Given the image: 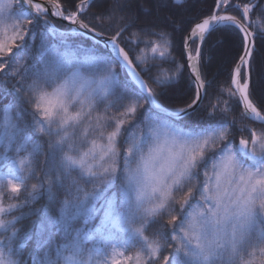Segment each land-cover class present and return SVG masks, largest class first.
Returning a JSON list of instances; mask_svg holds the SVG:
<instances>
[{
  "label": "snow or ice",
  "instance_id": "obj_1",
  "mask_svg": "<svg viewBox=\"0 0 264 264\" xmlns=\"http://www.w3.org/2000/svg\"><path fill=\"white\" fill-rule=\"evenodd\" d=\"M66 3H0V89L13 92L20 104L19 110L0 106V150L27 152L13 161L22 172L31 168L29 157L45 158L44 178L32 190L46 191L49 199L62 194L55 222L66 238L76 232L55 257L46 252L39 264H121L117 256H124L129 241L113 242L110 252L97 247L95 257L85 247L97 234L99 245L112 228L136 239L137 264H251L250 257L264 256V114L250 99L256 40L264 41V31H250L251 16L258 10L264 16V0L242 8L215 0L212 14L188 27L155 19L131 21L115 32L113 8L93 12L96 0ZM50 17L67 22L68 31H59ZM233 29L238 51L225 54L229 86L217 93L204 45L212 32ZM177 32L182 62L173 55ZM69 35L87 38L89 46L71 47ZM50 36H59V44ZM163 64L172 66L171 74L153 75ZM170 93L182 107L169 108ZM234 109L260 130L239 128L237 142ZM201 110L202 127L186 130L179 123ZM117 181L126 196L123 207L108 199L96 228L73 229L78 216L95 219V202ZM81 182L92 184V191ZM8 186L13 194L21 192L19 183L8 180ZM13 207L18 205H0V214ZM6 223L0 219V226ZM0 264H18L11 237L0 247Z\"/></svg>",
  "mask_w": 264,
  "mask_h": 264
},
{
  "label": "trees",
  "instance_id": "obj_2",
  "mask_svg": "<svg viewBox=\"0 0 264 264\" xmlns=\"http://www.w3.org/2000/svg\"><path fill=\"white\" fill-rule=\"evenodd\" d=\"M234 1L242 5L244 3L256 2V0ZM59 2L65 7L69 6L66 3V0H59ZM154 5H152V0H96V4L92 8V11L96 12L110 7L113 8V19L115 21L112 28L113 32H115L122 24L131 21L149 22L155 19H159L164 23L171 20L175 22L177 27H188L190 23L202 20L211 15L212 10L214 9L215 0H187V2L182 5L173 3H168L166 5L155 3ZM235 14L238 15L236 11ZM252 16L253 27L251 30L253 32L264 31V16L261 15L259 10ZM59 25L63 27L65 30L64 32L68 30L66 25L61 23ZM132 30L134 31L135 29ZM169 30H171V28H169ZM181 36L182 33H175L177 48L173 52L177 61L180 62H182L183 59L179 49ZM221 37L222 39H220ZM78 39L77 42L67 43L73 48H86L89 46V40L87 38L83 37ZM49 42L59 44L60 39L50 36ZM232 42H237V34L234 29L231 32H212L204 45V51L210 57V62L208 64L209 76L217 74V83L219 86L215 90L217 92L219 91V88H221L220 86L228 83L226 77L228 70L231 68V64L225 63L224 61L225 54L230 53L226 47ZM224 43L228 44L224 47V45H221ZM195 46L196 45H193L192 47L195 48ZM218 46L223 48H217ZM141 47H143V45H141ZM148 55L151 57L150 51L148 52ZM33 57H35V53H33ZM253 57L252 67L255 88L252 90V95H250V97L254 104L259 107L260 111L264 113V41L259 39L256 40V51L254 52ZM24 59L25 63L29 62L28 58L25 57ZM149 62L151 63V60ZM157 63L160 62L157 61ZM15 67L16 65H13V68ZM171 67L172 66L169 64H163L161 68L154 69L152 74L155 75L157 72H169ZM169 74H171V72H169ZM144 78L147 81V77L144 76ZM147 82L150 86L155 87L150 81ZM182 87L183 84H181V88ZM157 91H159V89H157ZM166 99L168 101V106L171 108L183 106L180 99L171 93ZM207 102L208 100H205V105ZM2 105H11L16 110H19L20 108V104L13 92L10 90L5 92L0 89V106ZM2 119L3 108L0 107V120ZM245 122L247 121L245 120ZM11 150L12 149L8 151ZM21 152L28 156L27 152ZM29 160L31 161V168L28 171H21L24 181L21 186V192L18 195L11 193L8 185H0V198L2 199L1 203L3 206L8 209L10 205H18V207H13L8 211L7 227L4 229L5 231L2 240L4 241V244L1 243L0 247H4L8 242V238L11 237L13 259L17 260L18 264H39V262L44 259L46 252L50 256L55 257L58 249L63 250L70 240H74L76 237V232L73 231L71 237L66 238L63 228L55 222L61 215L63 195L61 194L59 199H49V195L46 191L41 190L40 192H33L32 190V185H39L44 178L42 170L45 167V158L43 156L37 159L29 157ZM33 171L35 173L34 175ZM85 179H87V177H85ZM112 185L104 192L105 194H111L112 191L119 186V181ZM81 187L86 188L89 192L92 191V184L90 183L84 184L81 182ZM105 198L106 196L96 202L98 211L96 212L95 219L86 220L85 217L78 216L71 221L72 228L83 229L84 232L96 228L98 221L101 219ZM99 204H101V207H99ZM9 221L11 223H9ZM146 234L150 235V233ZM98 236L99 235L97 234L96 239ZM95 240L86 242L85 247L90 249V244ZM5 251L7 253V249H5ZM255 257L260 260V264H263L262 259H264V256L257 253Z\"/></svg>",
  "mask_w": 264,
  "mask_h": 264
},
{
  "label": "rangeland",
  "instance_id": "obj_3",
  "mask_svg": "<svg viewBox=\"0 0 264 264\" xmlns=\"http://www.w3.org/2000/svg\"><path fill=\"white\" fill-rule=\"evenodd\" d=\"M3 2H5V0H0V3H3ZM231 2L233 4H239L241 6V8L243 7L242 4H240V3H238V2H236L234 0H231ZM155 3L157 4V0H152V5H154ZM229 14L236 15L235 11L232 10V9L229 10ZM252 17L253 16H251V22H252ZM50 19H52L53 24L57 27V29L59 31H65L63 29V27L59 25L60 22L54 20L51 17H50ZM61 24H63V23H61ZM64 25H66V24H64ZM10 34L11 33H9V35ZM57 38L60 39L59 36H57L56 39ZM78 38H83V37H81V36L79 37L78 35H69L68 38H67V42H77ZM72 40H74V41H72ZM226 44H228V43H224V44H221V45H224V47H225ZM34 58L35 57H33V59ZM23 60H24L23 62H25L24 58H23ZM259 79L262 80L261 78H259ZM228 86H229V83L223 84L220 87L221 88H227ZM217 93H219V91ZM250 99H251V97H250ZM213 102H215V101L213 100ZM253 104H254V102H253ZM207 105H208V102L205 105V107ZM255 106L258 108V110H260L257 105H255ZM145 107H147L146 104H145ZM169 108H171V107H169ZM173 108H177V107H173ZM100 112L102 113L103 109H100ZM241 112H242V110L234 109V111L231 114V118L234 119L235 122H236V127L233 129V132H234L235 139H236L237 142H238V140H239V138L241 136V133L238 131L239 128H241V127L246 125L248 128H254L257 131L260 130V125H259L258 122H255V121H252V120H247V118L242 116ZM262 114H264V113L262 112ZM96 115H97V113L94 112L93 113V120H95ZM205 117H206V113L203 110H201L198 113L192 115L191 117L185 118L184 120L180 121L179 123L186 130L187 129H197V128H200V127H202L204 125ZM245 120L247 122H245ZM109 130L110 129H107L106 132L109 131ZM243 135H244L245 138H248V133L247 132H244ZM100 142L101 141L98 140V143H100ZM24 156H27V154H23L22 152L17 154L15 151H12V150L11 151H7V152H5V151L2 152V150H0V185H2V184L8 185V180H12L13 182L19 183L22 186L24 180H23V177H22V174H21V170L13 163V161L14 160L18 161L19 159L23 158ZM93 163H98V162H93ZM104 196H106V198L104 199V202L106 200H108V199H114L115 203H116V206L118 208H122L123 207V201H125V199H126L124 189L121 186L120 182H119V186L116 187L112 191L111 194H105L104 193ZM104 196H103V198H104ZM1 200L2 199L0 198V205L3 206V204L1 203ZM96 202H95V207H96ZM3 207L5 209H7L5 206H3ZM99 207H101V204H99ZM96 209H97V207H96ZM103 210H104V208L102 209L101 218L103 216ZM7 216H8V211H6L3 214H0V219H4L5 221H7ZM9 223H11V222L9 221ZM99 223H100V220L98 221L97 226L99 225ZM132 226L133 227H139V224L135 223ZM6 227H7V223L5 225H3V226H0V241L3 240V233L5 231L4 229H6ZM103 237H104V239L99 245H97L96 241L101 239L100 235L98 236V238L93 243L90 244V250L92 251L93 257L96 256V248L97 247H99L100 249L104 250L105 252H110L111 244L113 242L117 243L118 245H122L125 241H129L128 246L125 248L124 256H122V257L117 256V259H119L121 261V264H137L136 255H137V252L139 251V247L137 246V241H136L135 238H132L130 240L131 233H129V232H121L118 228H112L110 231L109 230H105L103 232ZM89 241L90 240H88L87 242H89ZM249 259L251 260V264H260V260L257 257H255V256L250 257ZM262 261H263V264H264V259H262Z\"/></svg>",
  "mask_w": 264,
  "mask_h": 264
},
{
  "label": "bare ground",
  "instance_id": "obj_4",
  "mask_svg": "<svg viewBox=\"0 0 264 264\" xmlns=\"http://www.w3.org/2000/svg\"><path fill=\"white\" fill-rule=\"evenodd\" d=\"M220 46H218V48H219ZM221 48H223V47H221ZM226 48H228L227 50L231 53V54H234L235 52H237V50H238V48L236 47V43L234 42H232V43H230Z\"/></svg>",
  "mask_w": 264,
  "mask_h": 264
},
{
  "label": "water",
  "instance_id": "obj_5",
  "mask_svg": "<svg viewBox=\"0 0 264 264\" xmlns=\"http://www.w3.org/2000/svg\"><path fill=\"white\" fill-rule=\"evenodd\" d=\"M36 2H39V3H42V4H45V5H47L48 4V0H36ZM54 20H56V21H58V22H60V23H63V24H66L67 22H61L59 19H57V18H53ZM251 31V30H250ZM141 77H142V79H144V77L142 76V74H141ZM256 122V121H255Z\"/></svg>",
  "mask_w": 264,
  "mask_h": 264
}]
</instances>
